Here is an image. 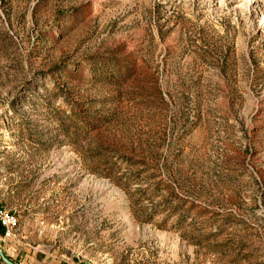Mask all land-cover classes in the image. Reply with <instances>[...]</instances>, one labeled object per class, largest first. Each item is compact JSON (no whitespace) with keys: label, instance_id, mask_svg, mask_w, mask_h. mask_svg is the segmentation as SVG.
Segmentation results:
<instances>
[{"label":"rangeland","instance_id":"374dc122","mask_svg":"<svg viewBox=\"0 0 264 264\" xmlns=\"http://www.w3.org/2000/svg\"><path fill=\"white\" fill-rule=\"evenodd\" d=\"M0 211L17 264H264V0H0Z\"/></svg>","mask_w":264,"mask_h":264},{"label":"built area","instance_id":"2783aa9c","mask_svg":"<svg viewBox=\"0 0 264 264\" xmlns=\"http://www.w3.org/2000/svg\"><path fill=\"white\" fill-rule=\"evenodd\" d=\"M0 219L2 221V224L6 226V228H9L11 224L14 223V217H11L9 214L5 212L0 211Z\"/></svg>","mask_w":264,"mask_h":264},{"label":"water","instance_id":"95a60500","mask_svg":"<svg viewBox=\"0 0 264 264\" xmlns=\"http://www.w3.org/2000/svg\"><path fill=\"white\" fill-rule=\"evenodd\" d=\"M0 257H2L3 261L6 263V264H17L15 263L13 260H11L10 258H8L5 253L1 250L0 248Z\"/></svg>","mask_w":264,"mask_h":264},{"label":"trees","instance_id":"16d2710c","mask_svg":"<svg viewBox=\"0 0 264 264\" xmlns=\"http://www.w3.org/2000/svg\"><path fill=\"white\" fill-rule=\"evenodd\" d=\"M6 229V226L2 224V221L0 219V233H2Z\"/></svg>","mask_w":264,"mask_h":264}]
</instances>
